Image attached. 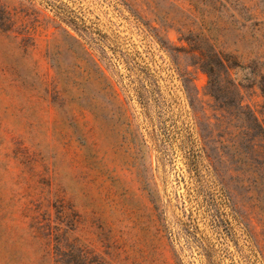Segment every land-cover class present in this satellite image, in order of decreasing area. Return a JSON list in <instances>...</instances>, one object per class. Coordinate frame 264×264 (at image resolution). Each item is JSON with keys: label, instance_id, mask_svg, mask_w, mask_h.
<instances>
[{"label": "rangeland", "instance_id": "obj_1", "mask_svg": "<svg viewBox=\"0 0 264 264\" xmlns=\"http://www.w3.org/2000/svg\"><path fill=\"white\" fill-rule=\"evenodd\" d=\"M4 12L0 264H58L61 239L101 264H264V0ZM202 49L232 57L221 86Z\"/></svg>", "mask_w": 264, "mask_h": 264}, {"label": "trees", "instance_id": "obj_2", "mask_svg": "<svg viewBox=\"0 0 264 264\" xmlns=\"http://www.w3.org/2000/svg\"><path fill=\"white\" fill-rule=\"evenodd\" d=\"M9 15V14H8ZM5 12L0 14V29L5 27V24L9 18ZM2 21V23H1ZM67 37L74 39L67 35ZM76 43L77 41L74 40ZM193 53H198L197 60L200 67L205 71L209 78L210 87L221 86L224 80L231 75V65L233 60L231 56L224 55L214 49L209 50H191ZM93 63V61H92ZM95 70H93L95 75H99L101 78L102 73L98 72L95 64L93 63ZM88 77H91V73H87ZM213 98H217L211 95ZM247 132H252L253 130L249 127ZM240 134H245L241 133ZM233 142V139H232ZM60 238V237H57ZM55 257L56 263L58 264H101L100 260L95 256L85 250L83 247L79 246L76 242H68L67 240H57L55 246Z\"/></svg>", "mask_w": 264, "mask_h": 264}]
</instances>
